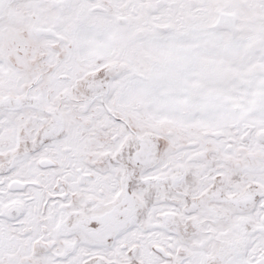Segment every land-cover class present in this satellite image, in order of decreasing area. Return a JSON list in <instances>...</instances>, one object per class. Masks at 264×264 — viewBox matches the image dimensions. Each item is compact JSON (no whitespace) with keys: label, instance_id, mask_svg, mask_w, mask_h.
<instances>
[{"label":"snow or ice","instance_id":"obj_1","mask_svg":"<svg viewBox=\"0 0 264 264\" xmlns=\"http://www.w3.org/2000/svg\"><path fill=\"white\" fill-rule=\"evenodd\" d=\"M0 264H264V0H0Z\"/></svg>","mask_w":264,"mask_h":264}]
</instances>
